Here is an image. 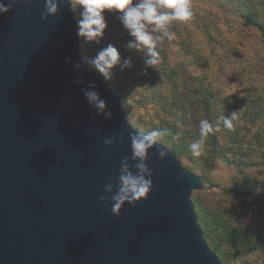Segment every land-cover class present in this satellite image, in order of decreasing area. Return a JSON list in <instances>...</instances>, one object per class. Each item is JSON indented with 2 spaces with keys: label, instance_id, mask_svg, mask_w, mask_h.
I'll use <instances>...</instances> for the list:
<instances>
[{
  "label": "water",
  "instance_id": "water-1",
  "mask_svg": "<svg viewBox=\"0 0 264 264\" xmlns=\"http://www.w3.org/2000/svg\"><path fill=\"white\" fill-rule=\"evenodd\" d=\"M42 11L35 0L0 15V264H222L192 201L205 180L162 144L149 150L154 188L146 201L125 205L119 219L100 203L104 184L131 156L129 133H142L84 62L71 5L48 22ZM89 84L110 119L88 104Z\"/></svg>",
  "mask_w": 264,
  "mask_h": 264
},
{
  "label": "rangeland",
  "instance_id": "rangeland-1",
  "mask_svg": "<svg viewBox=\"0 0 264 264\" xmlns=\"http://www.w3.org/2000/svg\"><path fill=\"white\" fill-rule=\"evenodd\" d=\"M189 3L192 18L171 27L175 37L171 41L165 40L160 46V63L155 69L148 68L147 76L142 75L144 53L126 47L131 37L115 14L105 13L108 28L99 44L80 38L83 60L100 75L89 61L108 44L117 47L122 60H131V67L122 71L136 72L139 86L134 87L127 82L121 84L123 75L118 73L119 66L113 69L112 79L107 83L119 96L134 129L142 134L151 130L161 131L163 135L159 143L177 153L185 169L204 178V190L195 191L192 195L197 217L201 222H207L215 214V209L221 208L228 210L234 225L251 224L260 214L257 203L229 194L228 190H243L255 182L264 181V162L242 166L233 162L235 156L231 155L232 151L226 150L223 153H227L226 157L215 159L209 152L210 148L199 157L192 156L190 145L193 142L185 141L190 136L185 135L182 139L184 126L175 127L171 118L165 117L172 109L175 90L170 91L164 74L176 66L182 85L186 83L196 88L204 85L203 89L210 92L213 89V104L217 111L213 116L215 119L234 112V121L239 118L255 124L264 122V41L258 28L249 24L256 22L264 26V0H189ZM74 12L77 23L79 8ZM194 55L206 58L200 60L202 67L196 65ZM185 91L191 95V90L183 88L182 92ZM253 96L259 98V106L262 107L256 115L252 112L255 104L248 105ZM173 113L180 114L178 110ZM251 258L256 264H264V257L258 254Z\"/></svg>",
  "mask_w": 264,
  "mask_h": 264
},
{
  "label": "clouds",
  "instance_id": "clouds-1",
  "mask_svg": "<svg viewBox=\"0 0 264 264\" xmlns=\"http://www.w3.org/2000/svg\"><path fill=\"white\" fill-rule=\"evenodd\" d=\"M34 2L35 0H0V15L7 14L15 5L31 6ZM65 4H70L73 10L79 8L77 35L89 43L101 42L108 28L105 13L115 14L131 37L126 47L144 53L145 72L148 68L155 69L160 63L159 49L164 41L174 39L175 33L171 31V27L175 23L183 24L189 21L193 15L189 0H43L41 20L48 22L50 18H56ZM89 63L105 81L112 79L113 69L117 66L121 70L131 67V60H122L120 51L113 44L101 48ZM73 67L79 71V62ZM74 83L77 86L82 84V77L77 78ZM83 95L98 115L109 119L112 117L107 109V102L99 95L95 84H89L83 89ZM234 119V112L230 116L219 117L215 125L207 119H201L199 138L190 145L192 156L202 155L206 138L209 134L221 131V122L224 128L232 129ZM177 127L182 128L183 125L178 122ZM162 135L159 130H151L147 134L129 133L131 156L121 159L118 174L109 177V182L103 187L104 194L98 197L105 207L111 205V213L117 219L120 218L125 205L135 207L138 203L146 201L151 194L154 188V173L149 167V150L159 144ZM118 140H123V134L119 137H107L103 144L105 147H111ZM155 154L161 161L168 156L162 147H156Z\"/></svg>",
  "mask_w": 264,
  "mask_h": 264
},
{
  "label": "trees",
  "instance_id": "trees-1",
  "mask_svg": "<svg viewBox=\"0 0 264 264\" xmlns=\"http://www.w3.org/2000/svg\"><path fill=\"white\" fill-rule=\"evenodd\" d=\"M249 24L258 28L264 41V26L256 22ZM206 30L209 31L208 26H206ZM188 53L190 52L188 51ZM204 58L194 55V62L202 67L200 60ZM118 73L123 75L121 84L127 82L133 86H139L136 81L139 75L133 70L124 73L120 69ZM143 74L147 76L144 71ZM178 74L176 66L168 69L164 74L169 83L170 91L174 92L175 90L174 100L171 104L172 109H169L165 117H170L175 127H177L178 122L182 124L185 128L182 139L184 140V136L188 135L190 137H186L187 140L185 141L194 142L199 138V121L201 119H207L213 125L217 123L218 119L213 118L214 114L217 113L213 104L214 90L211 88L212 92H210L208 89H203L204 85L199 88L186 83L182 85L183 80L178 79ZM177 88L178 90H176ZM183 88L191 90V95H187L186 91L182 92ZM260 102L259 98L250 97V104L248 105L253 106L255 104L252 111L255 115L261 112ZM176 110L180 112L179 115L173 113ZM236 114L239 115L238 112ZM244 120L239 118H236V121L233 120L232 129L224 128L221 122V131L209 134L205 140L203 152L210 148L208 151L213 158L220 159V157H226L227 153L223 154L226 150L232 151L231 155L235 156L233 162H238L242 166L243 164L254 166L259 165V161L264 162V122L255 124ZM174 154L179 156L177 153ZM245 161L246 163H243ZM228 192L234 196L249 198L243 199L245 201H255L260 209V214L255 217L256 219L251 224L243 223L237 226L234 225L233 217L228 210L215 209V214L207 222H201V218H198L204 232V238L222 264H256L252 261V255L258 254L260 257H264V181L255 182L243 190L230 189Z\"/></svg>",
  "mask_w": 264,
  "mask_h": 264
}]
</instances>
